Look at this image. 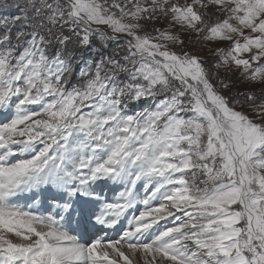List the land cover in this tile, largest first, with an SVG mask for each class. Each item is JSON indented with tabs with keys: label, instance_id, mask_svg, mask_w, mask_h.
Segmentation results:
<instances>
[{
	"label": "snow or ice",
	"instance_id": "obj_1",
	"mask_svg": "<svg viewBox=\"0 0 264 264\" xmlns=\"http://www.w3.org/2000/svg\"><path fill=\"white\" fill-rule=\"evenodd\" d=\"M0 264H264V0H0Z\"/></svg>",
	"mask_w": 264,
	"mask_h": 264
},
{
	"label": "bare ground",
	"instance_id": "obj_2",
	"mask_svg": "<svg viewBox=\"0 0 264 264\" xmlns=\"http://www.w3.org/2000/svg\"><path fill=\"white\" fill-rule=\"evenodd\" d=\"M142 194V193H141Z\"/></svg>",
	"mask_w": 264,
	"mask_h": 264
}]
</instances>
